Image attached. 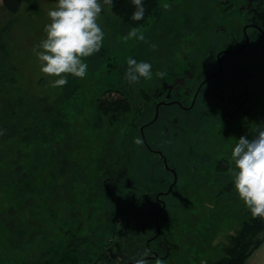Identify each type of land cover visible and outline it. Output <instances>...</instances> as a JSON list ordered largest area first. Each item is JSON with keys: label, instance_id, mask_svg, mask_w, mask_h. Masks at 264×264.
Masks as SVG:
<instances>
[{"label": "flooded vegetation", "instance_id": "flooded-vegetation-1", "mask_svg": "<svg viewBox=\"0 0 264 264\" xmlns=\"http://www.w3.org/2000/svg\"><path fill=\"white\" fill-rule=\"evenodd\" d=\"M220 3L204 15L175 16L164 29L157 20L161 36L195 17L198 36L174 54L164 79L97 96L122 106L94 124L102 137H78L76 149L92 153L72 154L68 169V148L59 147L34 168L36 189L58 186L55 199L48 190L34 198L39 206L63 207L56 232L34 238L30 264H134L144 250L149 264H213L228 246L249 213L234 190L231 150L256 123L264 126L256 116L257 104L264 110V0Z\"/></svg>", "mask_w": 264, "mask_h": 264}, {"label": "rangeland", "instance_id": "rangeland-1", "mask_svg": "<svg viewBox=\"0 0 264 264\" xmlns=\"http://www.w3.org/2000/svg\"><path fill=\"white\" fill-rule=\"evenodd\" d=\"M164 3L171 5L170 10L162 8ZM55 7L56 0H22L16 13H8L3 0H0V39L4 43V47L0 48V132L3 133L0 134V154L5 153V159L8 155L13 160L17 159V163L22 166H27L29 161L33 162L36 169L41 166L45 157L51 156L48 152L55 150V145L47 149L27 144L26 153H22L23 144H19L15 153V142L23 136L24 127L29 130L26 125L30 121L39 115L36 126L40 127L43 122L44 134L51 129L58 132L55 139H64L67 142L66 147L70 148L73 154L92 153V150L86 152V148H76L83 146L78 143V137L90 143L96 141V136L102 137L101 127L98 128L101 133L96 134L94 124L102 126L107 119L97 112V104L93 103L94 97L107 89L121 90L129 86L124 78L129 57L137 62L150 63L153 79L156 78L157 71L166 70L168 73L173 68L174 54L179 51L186 52V44L198 36L199 20L191 16L198 10H202L201 14L204 15L205 12L219 9L221 3L220 0L159 1L147 23L139 27L147 43L136 39L125 42L122 37L134 27L123 25L113 11L105 7L98 19L105 33L102 48L85 59L88 65L85 78L69 75L67 84L61 88L52 87L54 78L40 72V63L33 52V49L38 50L40 41L45 37L44 27L50 22L47 13ZM184 14L191 16H184L178 29L161 36L158 32H153L157 27V20L163 19L161 28L164 29L166 22ZM152 44L156 45L155 51L150 48ZM151 80L141 79L133 86L139 90L150 86ZM115 96L116 94L113 95ZM257 106L256 116L261 119L264 110L261 105ZM41 109L47 110L44 120H40L41 114L38 113ZM62 119L65 128L64 123L60 122ZM260 124L261 122L256 123L254 129ZM53 125L58 127L53 130ZM254 129L247 138L250 139L254 135ZM34 130L31 129L32 133ZM37 139L38 142L35 143L38 145L39 138ZM8 169L9 167L4 175L0 171L1 189L7 187L3 186L6 183L10 184L6 176ZM27 192L21 193L14 189L0 192V264H30L28 257L35 246L34 238L43 236L45 241L46 234L55 233L60 222V209L63 205L51 202L50 207L39 206V202L31 199ZM56 194L55 190L53 195L50 193V196H53L51 199H55ZM246 213L245 211L238 220V227ZM57 250L61 251V255L62 252L68 251L64 249V244L58 246ZM211 254L212 252H207V257L212 256ZM222 255L223 252H219L216 257ZM47 258H50L49 254ZM252 260L258 264L264 263V243L248 258V263Z\"/></svg>", "mask_w": 264, "mask_h": 264}, {"label": "clouds", "instance_id": "clouds-1", "mask_svg": "<svg viewBox=\"0 0 264 264\" xmlns=\"http://www.w3.org/2000/svg\"><path fill=\"white\" fill-rule=\"evenodd\" d=\"M135 11L132 13L133 21L144 18L145 8L143 0H132ZM114 0H56V7L47 15L49 23L44 27L45 37L33 49L40 63V72L54 78L51 86L61 88L67 84V77L85 78L88 65L85 59L98 53L103 46L105 33L98 23L99 16L105 7L111 10ZM164 10H170L171 5L164 3ZM122 39L127 42L136 39L147 43L144 33L139 27L131 28ZM156 50V45H150ZM151 64L137 62L129 57L125 80L128 84H135L141 79H153ZM156 78L164 79L167 71H157ZM0 134H3L0 132ZM231 150L230 174L234 181V190L250 212L252 218L264 220V126L256 125L251 138L241 136ZM139 145V138L134 140ZM149 250H144L139 256L133 257L134 264H149ZM154 264H163L156 259Z\"/></svg>", "mask_w": 264, "mask_h": 264}, {"label": "trees", "instance_id": "trees-1", "mask_svg": "<svg viewBox=\"0 0 264 264\" xmlns=\"http://www.w3.org/2000/svg\"><path fill=\"white\" fill-rule=\"evenodd\" d=\"M161 0H143V5L145 8L144 18L140 21H133L131 19L132 13L135 11V6L132 4V0H114V5L112 7L113 13L118 17L120 22L123 25L131 26V27H140L141 25H144L147 23V19L149 16L156 10L158 6V2ZM4 6L8 13H16L22 3V0H3ZM0 36H1V30H0ZM4 47V43L0 39V48ZM111 89H108L107 91H110ZM94 105H96V109L98 110L99 114L102 116H107L111 110H116L117 108L122 106L121 101L113 100L110 104H105L107 102H98L97 96L93 99ZM114 105V106H111ZM110 107L112 109H110ZM36 112V111H35ZM38 113L41 114L40 120H44V115L47 113V110L41 109ZM39 118V115L34 118L32 121H30L26 126L29 127V130L24 127V134L19 139V141L15 142L14 145V152L17 153L16 148L19 144H23V150L22 153H26L27 144H33V146H39L43 148H51L52 145H55V150H52L50 153L57 154L58 150L56 148L62 147L63 149L66 147L67 142L63 140H57L55 139V136L58 132L48 131L46 134H44V125L41 122L40 127L36 126L38 125L37 119ZM61 123H64V119L60 120ZM46 126V123H45ZM48 127V126H47ZM58 127L57 125H53V130ZM65 123L63 128H65ZM35 129L32 133L31 129ZM50 128V127H48ZM62 128V126L60 127ZM36 131L38 132L36 134ZM39 138V144L37 145L35 142H38ZM59 144L61 146H59ZM5 149L9 147H4ZM67 148V147H66ZM34 149V148H33ZM32 149V150H33ZM18 150V148H17ZM19 152V151H18ZM33 153V152H32ZM43 154V153H42ZM66 154H68L66 156ZM72 150L70 151V148L64 149L63 156L66 159V167L70 168L71 163V156H72ZM32 155V154H31ZM30 155V157H31ZM53 156V155H52ZM42 157L40 160H42ZM51 158V157H50ZM43 161H41L42 164ZM9 167L7 171V179L10 182V184H5L3 186L5 189L2 190H18L21 193L24 191H28V188L31 192V199L37 198L38 200L43 197L44 191L48 190L51 195H53V191H56L57 182L49 185L44 190L39 191L36 189L38 187L39 178L37 176L38 171H34L33 162L29 161V164L27 166H22L17 163V159L13 160L9 155L7 159H5V153L0 154V171L4 175L6 172V168ZM41 167V166H39ZM36 169V168H35ZM30 175V177L27 178V176ZM35 179V182H34ZM30 185V187H29ZM47 194V197L50 196V194ZM22 198V196H21ZM227 247L223 251V255L218 257H215V262L213 264H245L246 260L253 254L255 250H257L263 243H264V220L261 218H252L250 212L247 216L242 219V222L240 224L239 230L237 233L230 239L229 241H226Z\"/></svg>", "mask_w": 264, "mask_h": 264}, {"label": "crops", "instance_id": "crops-1", "mask_svg": "<svg viewBox=\"0 0 264 264\" xmlns=\"http://www.w3.org/2000/svg\"><path fill=\"white\" fill-rule=\"evenodd\" d=\"M245 264H258V263L256 261H254V260H252L251 263H248V259H247L246 262H245ZM262 264H264V263H262Z\"/></svg>", "mask_w": 264, "mask_h": 264}]
</instances>
